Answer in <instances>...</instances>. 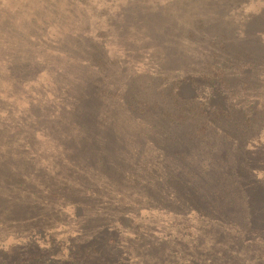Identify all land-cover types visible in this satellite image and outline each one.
Returning <instances> with one entry per match:
<instances>
[{
	"label": "rangeland",
	"instance_id": "obj_1",
	"mask_svg": "<svg viewBox=\"0 0 264 264\" xmlns=\"http://www.w3.org/2000/svg\"><path fill=\"white\" fill-rule=\"evenodd\" d=\"M263 53L264 0H0V263L264 262Z\"/></svg>",
	"mask_w": 264,
	"mask_h": 264
},
{
	"label": "trees",
	"instance_id": "obj_2",
	"mask_svg": "<svg viewBox=\"0 0 264 264\" xmlns=\"http://www.w3.org/2000/svg\"><path fill=\"white\" fill-rule=\"evenodd\" d=\"M256 59L258 60V62H260V64L262 63L264 65V53H263L262 57H258ZM240 66H242V68H245V70H246V74H245L246 76L244 77V79L246 78L248 80V83L246 81H243V83L240 84L241 88L243 90H246L247 86L254 84L251 81V77L247 74L254 71L253 69L259 65H257L256 61H253L252 59H247L246 61L242 62L240 64ZM261 71L264 72V67L261 68ZM178 91H181L180 86L178 88ZM212 96H214V95H212ZM223 97H224V104H226L227 95L223 96ZM90 98H92V96H87V99H90ZM248 110H250L251 112H249V113L246 112V115H248V116L243 121L245 126H248L253 121V118L256 115L254 106H249ZM213 114L227 116V117H233L234 116V110L229 106V104H227L225 106H221L219 109L214 110ZM262 168L264 169V166H262ZM250 174L252 175L253 180L247 181V183H246V186L250 189V192H251L249 197L251 199H253L254 197L257 196V197H263V199L261 200V198H260L261 203H259V204H255L257 199L251 201L249 203V208H250L251 212H249V213H248V209L245 207V209L247 211V216H245V217L247 219V222L250 221V224L246 223V225H247V229L251 232V234H249V235H251V237L257 236L260 239H263V241H264V196L260 194L261 189L263 190V194H264V176L259 177L258 173H250ZM256 177H257V181L254 180ZM259 184H260V186L258 187V189L256 191V188ZM243 192H244V190H243ZM207 199L208 198H206V201H207ZM198 208H200V207H197V209ZM204 212H206V211H204ZM248 214L252 217L251 220L248 217ZM256 215H258V219H256ZM242 225H243V223L241 220L239 226L242 227ZM77 247H78V245L73 246V248L75 249V252L78 251V253H80L81 249H77ZM258 252H259V255L257 257V260L260 261L261 259L264 258V251H261V249H260V250H258ZM72 254H74V253H72ZM26 255L29 256V254H24L23 256H26ZM53 255H54V253H48L45 256L30 257L29 260H26V261L20 260L21 263L18 262L17 264H116L115 261L112 259V253L110 251H106V250L93 249L89 253V257L92 258L89 260H93V262L92 261L89 262V260L87 261L83 257L84 254L82 255V257L79 256V257H76V258H74L72 260H68V261H58V260L54 259V257H52ZM263 263L264 262H260L258 264H263ZM0 264H3V263H0Z\"/></svg>",
	"mask_w": 264,
	"mask_h": 264
}]
</instances>
